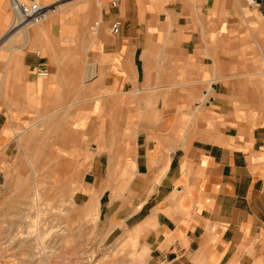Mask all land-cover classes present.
Returning <instances> with one entry per match:
<instances>
[{"label": "crops", "instance_id": "1", "mask_svg": "<svg viewBox=\"0 0 264 264\" xmlns=\"http://www.w3.org/2000/svg\"><path fill=\"white\" fill-rule=\"evenodd\" d=\"M44 1L0 0V178L52 147L146 264H264V0Z\"/></svg>", "mask_w": 264, "mask_h": 264}, {"label": "rangeland", "instance_id": "2", "mask_svg": "<svg viewBox=\"0 0 264 264\" xmlns=\"http://www.w3.org/2000/svg\"><path fill=\"white\" fill-rule=\"evenodd\" d=\"M51 150L0 178V264H146V256L135 260L138 236L122 220L135 210L100 208V193L86 202L75 194L81 178L71 175L74 167L62 169Z\"/></svg>", "mask_w": 264, "mask_h": 264}, {"label": "built area", "instance_id": "3", "mask_svg": "<svg viewBox=\"0 0 264 264\" xmlns=\"http://www.w3.org/2000/svg\"><path fill=\"white\" fill-rule=\"evenodd\" d=\"M250 5H255L256 0H247ZM113 6H117V0H113ZM12 8L15 13L17 24H40L49 16L52 6L42 3L40 0H12ZM121 22L115 21L112 25V32L117 34L120 31ZM40 55L41 52L37 51ZM38 76L46 77L49 75V69L44 62H41L36 70Z\"/></svg>", "mask_w": 264, "mask_h": 264}, {"label": "bare ground", "instance_id": "4", "mask_svg": "<svg viewBox=\"0 0 264 264\" xmlns=\"http://www.w3.org/2000/svg\"><path fill=\"white\" fill-rule=\"evenodd\" d=\"M26 28V27H25ZM76 191V190H75ZM74 191V192H75ZM40 194V193H39ZM36 196H37V193H36ZM40 196V195H39ZM35 199H36V197H35ZM38 224H39V221L38 220H34V223H33V225L32 226H30L31 228H34V229H32L31 230V232H35V233H37L38 232ZM30 230V229H29ZM30 232V231H29ZM135 260L136 261H138L139 263L140 262H142L143 260H144V256H142L140 253H136L135 254Z\"/></svg>", "mask_w": 264, "mask_h": 264}]
</instances>
